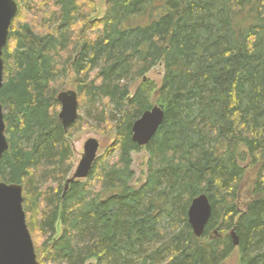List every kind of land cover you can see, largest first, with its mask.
Instances as JSON below:
<instances>
[{
    "label": "trees",
    "instance_id": "16d2710c",
    "mask_svg": "<svg viewBox=\"0 0 264 264\" xmlns=\"http://www.w3.org/2000/svg\"><path fill=\"white\" fill-rule=\"evenodd\" d=\"M32 1L25 16L16 1L2 51L0 181L22 186L38 264H223L234 252L264 264V0H106L101 18L93 0ZM68 68L86 116L64 130L55 81ZM152 106L163 120L140 147L131 127ZM87 116L114 140L64 192L70 132ZM199 194L211 215L195 237Z\"/></svg>",
    "mask_w": 264,
    "mask_h": 264
},
{
    "label": "water",
    "instance_id": "95a60500",
    "mask_svg": "<svg viewBox=\"0 0 264 264\" xmlns=\"http://www.w3.org/2000/svg\"><path fill=\"white\" fill-rule=\"evenodd\" d=\"M17 12L14 0H0V89L3 84L2 51L8 40L9 26ZM56 99L60 105L58 120L63 129L78 117V97L74 90L58 92ZM4 108L0 101V159L8 149L5 135ZM163 111L152 106L144 111L132 124V141L138 146H146L157 132L163 120ZM99 142L88 138L83 144V152L73 170L64 183V192L69 184L85 179L89 175L97 157ZM211 215V205L205 194L192 198L187 210V222L195 237H200ZM233 245L238 240L234 231L230 232ZM0 264H38L33 241L26 224L23 209V189L20 184L0 181Z\"/></svg>",
    "mask_w": 264,
    "mask_h": 264
},
{
    "label": "rangeland",
    "instance_id": "374dc122",
    "mask_svg": "<svg viewBox=\"0 0 264 264\" xmlns=\"http://www.w3.org/2000/svg\"><path fill=\"white\" fill-rule=\"evenodd\" d=\"M16 1L20 7V11L22 12L23 16L27 14V9L25 5L31 4L32 6V4L34 3L32 0H16ZM41 1L43 0H39V2ZM93 3L95 5V10H94L95 12L91 17L101 18L105 12L106 0H93ZM33 5H36V4L34 3ZM162 73H163L162 66L156 65L149 71V73L147 74V77L151 79L154 82V84L159 85V81L161 79ZM74 82H75L74 76L71 73L70 69L64 78L62 75H58V74L56 75L55 85H57L58 87L62 89L59 92L66 91V90H73ZM58 111H59V108H58ZM79 112L82 113L84 117L86 116L85 108L79 110ZM97 129H98L97 122L93 121L91 117H88V125L81 126V127H79L78 125L73 130H71L70 137H69V143L73 150V166L68 176H71V174L73 173V170L76 167L80 159V156L83 152V144L88 138H95L98 140L99 149H98L97 156L101 155L104 152V150L113 143L114 133L110 132L107 134H100L97 131ZM147 161H148V154L146 150L141 149L139 151H134L131 153V169L133 170V179H132L133 185L142 182L143 179L145 178L146 173H147ZM245 177H247L248 179L246 178V180L244 181V184L246 186L242 189V195H243L244 190L247 187H249L250 185L249 180H251V178H249L250 176L246 175ZM243 201L244 199L242 196V202ZM85 264H95V261L90 260ZM223 264H238L237 253L235 252L232 253L227 259H225Z\"/></svg>",
    "mask_w": 264,
    "mask_h": 264
},
{
    "label": "bare ground",
    "instance_id": "6f19581e",
    "mask_svg": "<svg viewBox=\"0 0 264 264\" xmlns=\"http://www.w3.org/2000/svg\"><path fill=\"white\" fill-rule=\"evenodd\" d=\"M15 1V0H14ZM15 3H16V1H15ZM17 4V3H16ZM13 20V19H12ZM9 29H10V26H9ZM9 33V32H8ZM78 97V96H77ZM77 121V120H76ZM71 125V124H70ZM132 128V127H131ZM65 130V129H64ZM131 133H132V130H131ZM132 138V137H131ZM70 176H68V178H69ZM83 180V179H82ZM231 237V236H230Z\"/></svg>",
    "mask_w": 264,
    "mask_h": 264
}]
</instances>
